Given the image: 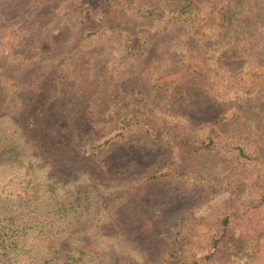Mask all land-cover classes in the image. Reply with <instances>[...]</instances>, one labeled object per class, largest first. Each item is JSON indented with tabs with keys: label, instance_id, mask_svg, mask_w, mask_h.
<instances>
[{
	"label": "trees",
	"instance_id": "1",
	"mask_svg": "<svg viewBox=\"0 0 264 264\" xmlns=\"http://www.w3.org/2000/svg\"><path fill=\"white\" fill-rule=\"evenodd\" d=\"M261 2L172 0L169 6L143 10L149 20V26L138 34L143 41L172 23L189 25V32L176 46L180 57L175 67L182 69L157 73L155 86L160 90L157 97L161 104L171 107L204 98L231 103L216 122L195 125L183 115L169 116L148 101L135 84L139 93L134 96L131 118L127 115L117 121L113 131L83 145L47 149L40 138L31 135L38 125L37 109L43 104L46 88L32 100L31 120L26 126L0 109V264H112L110 257L124 246L119 247L116 241L124 242V236L118 234L115 239L101 230L127 194L151 181L175 178L191 187H217L218 196L225 197L235 191L237 170L249 172L259 183V191L245 207L224 216L217 229L206 228L208 242L197 244L194 250L187 248L192 236L186 229L196 211L181 215L174 239L175 255L167 253L164 264H222L218 259H224L225 247L231 243H235L233 252L239 264H264V236L258 256L251 258L236 246L243 241L232 240L230 234L237 223L245 226L264 214L263 146H257L264 140V117L242 102L264 93V63L248 62L241 72H230L220 63L229 49H247L259 42L264 25L249 14L260 12L258 5L264 14ZM125 5L124 10L130 13L141 12ZM98 35L95 31L86 36ZM143 41L134 45V56L142 55ZM195 76L204 81L190 82ZM231 123L249 134L245 142L221 133ZM138 131L170 146L169 165L137 181L120 180L113 189L87 168L77 169L79 163L127 141ZM202 252L206 258L200 260Z\"/></svg>",
	"mask_w": 264,
	"mask_h": 264
},
{
	"label": "rangeland",
	"instance_id": "2",
	"mask_svg": "<svg viewBox=\"0 0 264 264\" xmlns=\"http://www.w3.org/2000/svg\"><path fill=\"white\" fill-rule=\"evenodd\" d=\"M171 2L0 0V109L26 126L31 120L32 100L40 89L46 88L43 104L37 109L38 125L31 135L40 138L47 149L83 145L113 131L117 121L127 115L131 118L134 96L139 93L135 84L148 101L169 116L183 115L195 125L216 122L231 103L204 98L170 107L161 104L157 97L160 91L155 86L157 73L182 69L175 67L180 57L176 46L189 32V25L172 23L161 33L150 34L145 41L138 34L149 26L143 10L155 5L169 6ZM125 4L141 12L130 13L124 10ZM261 5L264 8V0ZM257 7L260 12L249 15L264 25L261 6ZM95 31L99 34L95 38L86 36ZM141 41L144 49L136 57L131 50ZM222 57L221 65L230 72H241L243 64L255 60L264 63V32L253 47L229 49ZM196 81L204 79L198 76L190 79ZM242 102L264 117V93ZM222 130L236 142L243 143L249 138L235 123ZM260 145L264 161V140L257 142ZM170 160L168 144L138 131L127 141L88 158L82 165L79 163L77 169L87 168L113 189L120 180L137 181L166 167ZM234 175L235 191L225 197L218 196L217 187H191L175 178H162L127 194L124 202L113 210L115 201L111 202V218H107L101 233L115 239L118 234L123 235L124 242L116 244L124 246L123 251L110 257V262L164 264L167 253L175 255L174 239L181 215L193 210L196 213L186 229L192 242L187 248L194 250L197 244L207 243L209 233L204 230L217 229L224 216L245 207L259 191V183L249 172L237 170ZM258 217L245 226L237 223L230 231L232 240L243 241V245L236 246L251 258L258 256L264 236V214ZM234 244L225 247L224 259L218 261L239 264L234 257ZM134 247L140 250H131ZM205 254H200V260L206 258Z\"/></svg>",
	"mask_w": 264,
	"mask_h": 264
}]
</instances>
